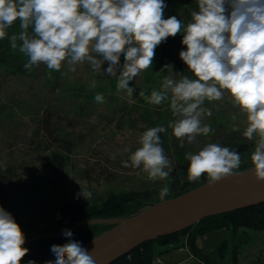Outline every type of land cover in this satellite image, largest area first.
<instances>
[{"label": "clouds", "instance_id": "obj_1", "mask_svg": "<svg viewBox=\"0 0 264 264\" xmlns=\"http://www.w3.org/2000/svg\"><path fill=\"white\" fill-rule=\"evenodd\" d=\"M197 4L198 10L185 24L175 15L164 18L165 0H0V39L8 37V29L18 22L19 31L10 36V44L27 57L26 70L43 64L50 72L60 71L66 64L75 72V65L87 63L100 72L107 62L103 73L118 78V94L131 97L134 89L129 83L152 67L155 49L182 33L186 50L179 57L194 78L165 77L159 90L150 95L141 91L140 96L150 105H161L170 96L175 119L168 128L183 146L185 140L191 144L198 135L212 131L202 124V116L211 115L203 105L227 94L246 118L243 136L255 142L251 172L257 182H264V0H197ZM94 99L100 104L105 98L97 93ZM166 131L163 126L145 130L140 146L123 166L142 170L151 181L167 180L171 161L160 138ZM186 159L189 182L207 174L214 184L234 175L241 165L238 151L218 143L187 153ZM169 194L165 185L160 200ZM80 195L86 200L92 197L83 189ZM63 235L70 238L73 233L65 229ZM25 242L21 226L0 206V264H21L29 252ZM51 252L55 260L46 264H96L92 253L71 239L52 245Z\"/></svg>", "mask_w": 264, "mask_h": 264}, {"label": "rangeland", "instance_id": "obj_2", "mask_svg": "<svg viewBox=\"0 0 264 264\" xmlns=\"http://www.w3.org/2000/svg\"><path fill=\"white\" fill-rule=\"evenodd\" d=\"M165 3L164 18L175 15L185 24L191 12L198 10L197 0ZM15 25L19 27L18 22L12 27ZM182 38L183 34H178L168 52L155 49L152 67L129 83L134 89L131 97L118 94V78L103 73L107 62L100 72H94L87 63L75 65V72L68 71L66 64L60 71L51 72L43 64L31 70L15 64L0 65V206L13 215L25 237L54 225L70 204L97 203L109 193L150 190L164 184L166 180L151 181L142 170L125 168L122 163L140 146V135L150 127L167 128L160 138L171 161V168L166 169L169 172L177 165L176 149L196 153L208 143H245L247 147L255 143L243 136L246 118L227 94L203 105L211 115L206 112L202 124L210 125L212 131L198 135L191 144L185 140L183 146L168 128L175 119L170 96L161 105H150L140 96L141 91L150 95L152 90H159L165 77L179 79L184 74L194 78L179 57V52L186 50ZM26 60L20 62L24 65ZM120 63H124L123 55ZM97 93L104 96V103L95 102ZM234 127L239 131H233ZM54 150L66 158L61 170L51 160ZM82 189L92 193L91 199L78 196ZM239 229L237 236L221 229L198 237L197 245L209 252L225 238L229 251L235 239L247 236L249 240L240 248L244 259L240 264L263 260L264 230ZM226 259L229 262L230 256ZM193 261L192 253L183 247L157 257L153 263Z\"/></svg>", "mask_w": 264, "mask_h": 264}, {"label": "trees", "instance_id": "obj_3", "mask_svg": "<svg viewBox=\"0 0 264 264\" xmlns=\"http://www.w3.org/2000/svg\"><path fill=\"white\" fill-rule=\"evenodd\" d=\"M18 31L19 27L15 25V27L8 29V37L0 39V65L12 66L15 64V67L19 65V67L24 68L20 60L27 59V57L23 53H20L18 49L13 50L10 44V36L13 33H18ZM176 39L177 36L169 37L166 42L158 46L160 51L168 52ZM221 146L229 147L239 152L241 165L235 171L252 167L251 154L254 151L255 143L251 147H247L245 143H233ZM175 151L177 154V165L169 172V177L164 184L150 190L109 193L97 203L70 204L64 210L63 216L54 225H50L40 231V233L57 231L59 228L65 229L70 224L83 219L128 217L142 210L152 202L161 201L159 192L165 185H168L170 188V194L166 198H170L209 180L207 174H204L195 182H189L187 180L189 161L186 159V154L190 153V150L181 148ZM51 160L61 170L64 167L66 158L62 153L54 150L51 154ZM113 225V223L101 222L81 224L71 230L73 235L70 238L64 235L48 236L26 243L24 247L28 248L29 252L23 257L21 264H27L29 260L38 262L52 256V245H63L69 239L83 244ZM239 228L264 230V202L222 214L203 217L183 230L145 241L109 264H154L153 262L157 257L181 247L188 248L192 253L194 261L191 264H236L241 246L249 240L247 236L243 239H235L236 242L231 245L229 251H227V239L224 238L213 251L209 252H204L197 245V238L221 229L229 230L231 234L237 236L240 231ZM228 256H230L229 262L226 259Z\"/></svg>", "mask_w": 264, "mask_h": 264}, {"label": "water", "instance_id": "obj_4", "mask_svg": "<svg viewBox=\"0 0 264 264\" xmlns=\"http://www.w3.org/2000/svg\"><path fill=\"white\" fill-rule=\"evenodd\" d=\"M252 167L235 171V174L214 184L209 180L164 201L152 202L128 217L83 219L70 224L73 230L81 224L113 223L82 246L88 249L96 264H109L135 246L156 237L185 229L199 219L230 212L264 202V182H257ZM51 231L26 237V243L48 236L63 235ZM55 256L44 258L36 264H46Z\"/></svg>", "mask_w": 264, "mask_h": 264}, {"label": "crops", "instance_id": "obj_5", "mask_svg": "<svg viewBox=\"0 0 264 264\" xmlns=\"http://www.w3.org/2000/svg\"><path fill=\"white\" fill-rule=\"evenodd\" d=\"M242 251H240V253L238 254V260H237V263L236 264H240L241 263V259L244 260L242 258ZM245 263V262H244ZM264 264V257H263V260H254V261H251V262H247L245 264Z\"/></svg>", "mask_w": 264, "mask_h": 264}]
</instances>
